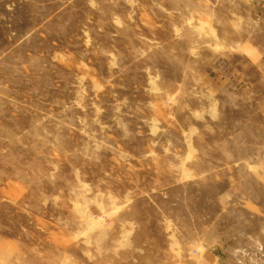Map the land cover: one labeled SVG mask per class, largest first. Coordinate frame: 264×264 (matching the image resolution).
<instances>
[{"label": "rangeland", "instance_id": "1", "mask_svg": "<svg viewBox=\"0 0 264 264\" xmlns=\"http://www.w3.org/2000/svg\"><path fill=\"white\" fill-rule=\"evenodd\" d=\"M263 0H0V264H264Z\"/></svg>", "mask_w": 264, "mask_h": 264}, {"label": "crops", "instance_id": "2", "mask_svg": "<svg viewBox=\"0 0 264 264\" xmlns=\"http://www.w3.org/2000/svg\"><path fill=\"white\" fill-rule=\"evenodd\" d=\"M262 6L264 8V0ZM243 46L247 50V53H243L247 61L255 64L258 75L264 78V47H260L259 44L254 43H246Z\"/></svg>", "mask_w": 264, "mask_h": 264}]
</instances>
